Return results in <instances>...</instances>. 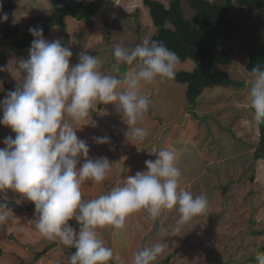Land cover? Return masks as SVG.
I'll return each instance as SVG.
<instances>
[{"label": "clouds", "instance_id": "1", "mask_svg": "<svg viewBox=\"0 0 264 264\" xmlns=\"http://www.w3.org/2000/svg\"><path fill=\"white\" fill-rule=\"evenodd\" d=\"M255 13L264 20V9ZM229 17L237 29V21ZM0 20L6 22L8 14ZM29 32L34 37L29 58L9 61L18 65L12 69L17 87L0 101V124L15 133V138L7 136L5 147L0 148V195L11 190L33 203L32 221L41 236L75 249L70 264H124L120 255L105 245L100 230L111 227L122 232L135 214L147 213L156 220L165 211L175 210L179 214L176 232L195 218L207 216L208 197L194 196L179 187L182 170L176 152L167 148L153 149L157 159L145 161L147 171L128 176L98 197L85 199L81 191L87 180L97 185L106 181L113 163L106 156L89 158V147L76 130L88 125L98 105L114 103L128 125L126 138L144 142L151 135L140 126L150 107L145 88L175 79L181 63L177 53L150 38L135 47L117 44L113 49L115 63L106 72L102 70L104 61L86 51L70 66L73 53L61 40L46 41L42 28H30ZM123 65L131 67L119 78L116 74ZM250 76L253 119L257 125L264 124V63H257ZM93 139L97 144L110 142L107 135ZM81 158L84 162L78 168ZM7 209V203H0V225L8 221ZM73 220L78 230L70 223ZM163 251L159 242L144 247L133 253L131 264H154ZM255 260L264 264V252L257 251Z\"/></svg>", "mask_w": 264, "mask_h": 264}, {"label": "crops", "instance_id": "2", "mask_svg": "<svg viewBox=\"0 0 264 264\" xmlns=\"http://www.w3.org/2000/svg\"><path fill=\"white\" fill-rule=\"evenodd\" d=\"M79 1L87 6L94 0ZM143 1L144 0H109L111 3L105 4H103L104 0L100 1L101 4L95 13L94 25L92 27H89L82 20L78 21L68 16L63 20L64 26L66 22L65 30L68 34L67 38L60 27L56 25L44 39L48 42L59 39L63 47L72 51L73 55L70 59V66L79 62V54L84 51H86L88 55L99 56L104 61L103 64L107 65L109 64V58L113 56L115 45L121 44L126 47H135L129 45L128 43L130 42L127 40L128 33L132 32V28L130 27L131 23H125L123 17H121V13L122 10L129 11L131 12L130 16L139 18L144 10L137 7V5L142 4L144 6ZM12 2L14 4L13 8L7 10L6 13L8 14L9 23L19 27L20 34L17 41H20L25 34H29L30 28H37L38 23L42 22L53 13L50 0H13ZM217 4H220V2H217ZM121 6H123L122 9L120 8ZM134 6L138 9L133 8ZM183 8H185L184 5ZM230 12L233 14L230 16L237 21L238 28L242 27L250 32L255 29V24H251L258 17L255 11L253 12L248 9L244 10L235 5L230 9ZM248 13H250V15ZM235 14H238L236 15L237 18H235ZM241 14L245 16L244 19L249 18L248 21L245 22L247 26L240 25V21L243 18H238ZM148 15L149 21L151 25H153L149 9ZM118 20L121 21L119 24L117 23ZM67 22L71 24L70 28H67ZM246 27L248 28L246 29ZM143 36L142 38H144ZM234 36H236V33H234ZM239 38L241 39V36L238 37V40L234 38L233 40L227 41L224 47L233 50L231 54L232 61L228 65H214L212 67V72L226 73L230 79L232 78L229 76V72L236 73L238 77H243L245 75L247 78L246 75H248L247 80L251 82L252 78H250V73L247 71L249 59L243 47L246 43ZM142 41L141 39V42ZM86 45L89 48L86 49ZM30 48L31 46L20 52L15 51L10 47L8 40L4 39L0 29V67L5 69L4 71H0V81L3 82V90H0V101L6 98L9 91L15 90L18 84L17 79L12 74V69L18 65H10L9 61L13 58L17 61L28 59ZM189 63L192 64L187 69L186 65H190ZM130 67L131 66L127 67L128 70ZM194 68V62L189 60L180 63L177 72L183 71L182 69L186 72H190ZM102 70L110 72L111 68L104 66ZM120 77L123 78V75H120ZM222 86L223 85H216L209 87L210 89H204L205 92L203 90L200 95L201 97L199 96V102L203 101L201 106H199V103L197 105L189 104L186 95L188 84L165 81L155 82L146 86L145 92L149 96L150 107L149 112L140 123V126L149 129L151 135L143 142V145L141 142L134 143L133 141L131 142V140L126 143L124 142L125 146L121 154H118L119 146L116 147L117 150L115 148L113 149L114 143H112L110 134L113 124L112 118L116 116L119 117L118 120L115 121L116 129L125 134L128 131V125L117 112L114 103L98 105V108L92 113V115L96 116L97 122L91 125L92 127L94 125L96 126L93 130L92 127H88L89 133H86L88 135L84 139H86V143L89 146V158L95 159L103 155L105 151H107V155L109 156H112V154L109 153L110 151L114 153L111 159L114 164L116 163V169L114 168V170L111 171L108 178L115 177L117 181L115 184L101 190V193L96 190L89 193L87 192V195H89L87 199L96 198L104 193V191L106 192L112 187L120 185L128 176H134L138 171H147L145 161H155V159H157V156L151 153V151L153 149L159 150L161 148H167L175 151L177 154V165L182 170V177L179 184L180 188L191 192L194 196L205 194L209 197L210 194L211 197H213V202L216 203H219L223 198L231 196L229 199L234 201V205H237L240 197L244 195L240 194L241 192L245 193V189L240 192V190L237 189L238 179L235 182V179L232 178L231 175L225 177L220 183L216 178L210 181V179L214 177L208 179L209 176L205 179L208 180V184L201 185L199 181L195 183V179L203 173V168L207 167V163L209 162L212 163L213 161L219 160V163H222L223 167H227V172L225 174L231 173L237 177L241 175V170L246 172L247 169L252 170L251 166L256 165L254 152L258 146L260 135L259 126L253 119L254 113L251 111L250 107L248 95L249 88L247 89L244 87V84L240 87L233 85L224 86L233 89V91H231L232 94H230L227 89ZM219 89H221V91L217 92ZM235 91H239L237 93V95L239 94L238 101L228 106L230 97L236 94ZM228 95L231 96L228 97ZM225 98H227L228 101H226ZM233 107L235 108L233 109ZM228 113L229 116L227 115ZM2 115L3 113L0 111V118H2ZM210 117H214L215 119H211ZM227 117H229V120ZM214 120L217 121L215 122ZM82 128H84V126H82ZM97 130L99 132H108V134H106L109 137V144L111 145L97 144L95 142L93 137L105 136L101 135V133L96 134L95 131ZM77 131H81V129H77L76 132ZM225 133H228L229 136ZM9 135L15 138L14 133L9 127L0 124V148L5 147L3 140ZM226 139L229 140V143H227L228 140L225 142ZM249 141L254 144L252 150H249ZM106 145H108V149H106ZM233 146H236L238 151L240 150V154L231 155L232 158L235 157L232 162L224 160L222 158V153L227 150V147L231 148ZM209 148L214 150L210 155L208 154ZM215 150L218 151V153ZM136 156L140 159V163L138 164H135L137 160H135V158H137ZM131 157H135L134 160H127ZM150 157L151 159H149ZM117 161L119 166L117 165ZM224 163L233 165L224 166ZM139 164L141 167H139ZM246 165L249 167H246ZM80 166V164L77 165L78 168ZM142 166L144 169H141ZM256 171L258 172L256 169L250 171V180H253L252 176L255 177ZM259 179L262 178L260 177ZM191 183L194 184V187L193 185H189ZM218 184L227 186L226 191L222 192L219 188H208L209 186ZM96 187L98 186L96 185ZM247 189H249L247 193L248 206L249 210L252 211L253 207L257 208V197L255 195V198L252 199L250 195L255 191L252 187H248ZM85 194L86 192L83 191L82 195ZM0 196L4 199L6 196V200L14 201L22 207V210L17 213L7 209L8 221L6 224L0 225V264H68V261L70 263V256L74 253L75 249L66 247L56 241H48L41 236L32 221L35 214V206L33 203L24 200L21 194L12 192L11 190ZM176 215L177 212L175 211L172 216L168 217L174 219ZM165 216H167V211L156 220L150 219L147 213L135 214L127 221L125 229L122 232L113 230L111 227L101 229V238L104 240L106 246L112 248L114 253L120 255L124 264H131L133 253L146 247L149 239H154V241L161 243V239L167 238L169 234L168 231L171 228H169V222L167 223ZM145 221H153V225L144 223ZM70 223L78 230V225L74 220L70 221ZM157 224L159 230L155 232ZM193 224H196V221ZM248 226L250 227L249 232L251 233L253 228L259 231L258 228L262 225L257 223V225L255 224L252 226L248 223ZM259 234H261V232ZM156 236H158V238ZM248 236L249 239H251L248 240L249 242L257 241L256 235L255 239L251 234ZM259 238L262 239L264 237L259 236ZM248 246L249 252L253 246ZM249 254H251V251L248 254L246 253L248 257ZM112 264H115V262L113 261ZM158 264L162 263L159 262Z\"/></svg>", "mask_w": 264, "mask_h": 264}, {"label": "rangeland", "instance_id": "3", "mask_svg": "<svg viewBox=\"0 0 264 264\" xmlns=\"http://www.w3.org/2000/svg\"><path fill=\"white\" fill-rule=\"evenodd\" d=\"M2 2H8V1H13V0H0ZM103 1V0H100ZM161 3H163L165 6H168L170 0H158ZM211 2H213L214 4H217V2L222 3L223 0H210ZM105 3H111L109 2V0H104L103 4ZM182 5H184V9H185V16L187 18H191L194 16V13L187 7V2L185 0H182ZM137 7L141 8L144 10V12H142V15L139 16V18H143V19H139V18H135L134 16H130L131 12L129 11H125L122 10L121 13V17H123V21L125 23H131L130 27L132 28V32L128 33V37L127 40L129 45H133L136 46L138 44H141V39L144 40L145 38H152L153 35L156 33V28L153 27V25H151L150 21H149V15H148V8L144 7L142 4L141 5H137ZM121 9L123 8V6L120 7ZM133 8H136V6H134ZM138 9V8H136ZM239 14V13H238ZM235 14V18H237ZM250 15V13H248ZM118 15V14H117ZM230 15L232 16L233 14ZM243 18V19H242ZM245 16H243V14L240 15V17L238 19H242L240 21V25L241 26H247L245 24L246 21H248L249 18L244 19ZM79 21V20H78ZM119 22H121L120 20L117 21V23L119 24ZM68 23V22H67ZM251 24H255L254 28L251 32L250 31H246L244 28L239 27L235 30L236 36H234L235 40H238V37L241 36V41H245L246 45H244L243 47L246 48H252V47H256L258 45H260L261 43H264V20L260 19V23H259V18L257 17ZM69 25V26H68ZM67 28H70L71 24L68 23ZM65 26H66V22H65ZM64 26V27H65ZM78 26V25H76ZM128 27V25H127ZM248 27H246L247 29ZM66 29V28H64ZM66 32V30H65ZM67 33V32H66ZM144 35V36H143ZM142 36L144 38H142ZM123 46V45H122ZM109 64H103L104 66L110 67L112 66V64L115 63V58L114 56H112L111 58H109L108 60ZM190 65H186L187 69L191 66L192 63H189ZM103 66V67H104ZM128 65H123L121 66L120 72L117 73L116 75L120 77V75H124V73H126L128 71ZM179 67V66H178ZM183 67V66H182ZM183 71H185L184 69H182ZM213 71V70H212ZM240 73V72H238ZM229 76L232 78V80L235 83H243L244 87H246L247 89L249 88V80H247V78L245 77V75L242 77H238L236 76V73L233 72H229L228 73ZM250 75V74H249ZM252 78V77H250ZM227 86V85H223L222 87ZM226 88V87H224ZM207 89H210L209 87H207ZM227 91L231 93V91H233V89L231 88H226ZM239 89V88H238ZM242 89V88H240ZM246 89V90H247ZM206 90V89H205ZM204 90V92H205ZM221 89L217 90V92H220ZM239 91H235V95L231 96L228 95V97H230V102L228 103V106L233 105L236 101H238V97L239 94L237 95ZM243 96V95H242ZM201 97V96H200ZM200 97L195 100L193 103L189 101V104H195L197 105L199 103V106H201L203 103V101H200ZM226 101H228L227 98H225ZM235 107H233L234 109ZM229 116V113L227 114ZM211 119H215L214 117H210ZM229 120V117H227ZM96 116L91 115L88 120L87 123L88 125H85L84 128H81V131H77L76 134L78 136V138L84 137L86 138V136L89 133L88 132V127H92L91 124H95L97 122L96 120ZM215 122L217 120H214ZM208 124V123H206ZM96 125H94L92 127L95 128ZM96 134L101 133V135H107L108 132L105 133V131L99 132L98 130L95 131ZM229 132V131H228ZM252 132V130H251ZM116 135L120 138V139H126L125 143L128 142L129 140H131V138L129 137L128 139L126 138L125 135H118V132H115ZM124 134V133H123ZM228 134V133H225ZM224 134V135H225ZM229 136V134H228ZM228 139H226L225 142H227ZM132 142V140H131ZM134 143H137V141H133ZM250 142V143H249ZM249 150H252L254 148V144H252L251 141H249ZM229 143V140L228 142ZM108 145H111L109 143H106ZM143 145V142L141 143ZM105 145V144H103ZM106 145V149L107 146ZM131 145V143H130ZM89 147V146H88ZM226 147V146H225ZM92 148V147H91ZM217 150V149H216ZM215 150V151H216ZM94 151V150H93ZM214 150L209 148L208 149V154L210 155ZM240 151V150H239ZM236 148V146L234 147H227V150L224 151L222 158L224 160L227 161H233L234 158L231 157V155H236V154H240ZM109 152V151H108ZM218 153V151H216ZM110 154H112V156L114 155V153H112V151L109 152ZM216 153V154H217ZM221 153V152H219ZM104 155V156H103ZM103 155H100L98 157H107L109 159L110 162L113 163L111 157L107 155V151L104 152ZM132 155V154H130ZM137 157V156H136ZM149 157V156H147ZM221 157V156H219ZM135 157H131L127 160H134ZM137 159V160H136ZM151 159V157L149 158ZM115 160V159H114ZM135 164L140 163V159L137 157L135 158ZM145 160V158H144ZM253 160V158H252ZM256 165L251 166L252 170L247 169L246 172H244V170H241V175H239L238 177L231 173H227L226 168L227 167H223L222 163H219L218 161H213L212 163H207V167L203 168V173H201L194 181L195 183L199 181V183L201 185L203 184H208V180H205L208 176L210 179L211 177H214L216 179H218V182H222L224 180L225 177H229V175L232 176V178L237 181V189L241 191H243L245 189V193L242 197H240V200L237 202V205H234V201H232L231 196H228L227 198H223L219 203L213 202V197H211V195L209 194V213L207 216H201L198 218H195L191 223H189L188 225L183 226L182 230L180 232H176L175 228L177 226V221L179 219V214L177 213V215L175 216V218H170L168 216H172L173 212H175V210L172 211H167V216H165L167 219V223L169 225V234L167 235V238H163L161 239V243L163 240V246H164V251L163 253L158 256L160 258H157L156 261L154 262V264H158L159 262L162 264H225L228 261H230L231 259H229L230 257H232V255H234L236 258H239L240 261H243L242 258H240V256L242 254H246L248 251V247H244V243H248L249 239V229L250 227L248 226L249 224H260V225H264V160H262L261 158L256 157ZM84 162L83 159H81V163L80 165H82ZM128 163V162H127ZM118 165V162H117ZM229 165H233V164H227L224 163V166H229ZM119 166V165H118ZM117 166V167H118ZM112 171L114 170V168L116 169V163L112 165ZM139 167L140 164H139ZM246 167H249L246 165ZM141 169H144V167L142 166ZM258 170V172L256 171L255 174V178L253 180H250L251 177V172L250 171H254V170ZM119 176V175H117ZM201 176V177H200ZM240 177V179H239ZM262 179H259V178ZM201 178V179H200ZM200 179V180H198ZM117 179L114 178H107L106 181H104L102 184L97 185L94 182H92L91 180H87L82 184V188L81 191L83 193V191L86 192L85 195H82L83 198L87 199L89 197V195H87V192H91L93 190H96L98 192H102L101 190H103L104 188H106L107 186H111L113 183H116ZM193 183V182H192ZM189 184V185H193L194 184ZM122 184V182L120 183ZM215 184V182H214ZM96 185L98 187H96ZM188 185V184H187ZM247 186V187H246ZM218 185H213L211 186V189H218ZM248 187H252L254 189V193H256V191L258 193H256V204H257V208L255 210V212H253L255 214V219L252 220L251 219V215L252 213L249 210V206H248V200H247V193L249 192V189H247ZM213 191V190H211ZM221 194V193H220ZM221 196V195H220ZM139 214V213H138ZM196 224H193L195 223ZM144 223H148V224H152L153 225V221H145ZM149 229V228H146ZM259 230V228H258ZM151 231V230H150ZM157 232V230L155 231ZM258 234L260 233L259 231H257ZM259 236H261L259 234ZM158 238V236H156ZM186 239V240H185ZM264 238H262V241L264 243ZM158 241H154V239H149L148 240V245H146V247H150L152 246L154 243H157ZM249 244V243H248ZM145 246V245H143ZM250 252V251H249ZM248 252V253H249ZM252 252V251H251ZM238 254H240L238 256ZM173 258V259H171ZM233 258V257H232ZM235 260V259H234ZM233 260V261H234ZM232 261V260H231ZM250 262V260L248 261ZM67 264V263H66ZM68 264L69 261H68ZM239 264H244L243 262H240Z\"/></svg>", "mask_w": 264, "mask_h": 264}, {"label": "trees", "instance_id": "4", "mask_svg": "<svg viewBox=\"0 0 264 264\" xmlns=\"http://www.w3.org/2000/svg\"><path fill=\"white\" fill-rule=\"evenodd\" d=\"M185 1L188 4V8L194 13V16L190 19L185 16L182 0H170L168 6H165L158 0L143 1L144 6L149 9L152 24L157 29L151 39L162 41L170 50L176 52L181 63L191 60L195 64V68L190 72H177L173 81L188 84L186 95L192 103L207 87L216 85L243 86L242 83H235L226 73H213L212 67L217 64L228 65L232 61L231 54L233 50L231 48H224L227 41L234 39L233 32L237 27L235 21L229 17L230 9L234 4H237L250 10L260 11L264 9V0H223L219 5L212 4L209 0ZM50 2L53 7L52 15L37 24V28L43 29V38L56 26L57 21H60L58 26L67 38L68 34L65 32L63 20L68 16L82 20L89 27H92L94 25L95 13L101 4L100 0H94L87 6L83 5L79 0H50ZM13 6L12 1H0V16L6 13L7 10L12 9ZM0 29L4 39L8 40L10 47L17 52L30 47L34 39L29 33L25 34L20 41H17L20 34L19 27L11 25L8 20L6 22L0 20ZM245 51L249 59L247 71L250 73L257 63H264V43L256 47L246 48ZM251 111L254 113L252 108ZM118 118V116L112 118L113 124L110 134L112 143H114L113 149L119 146L118 154H121L126 139H120L115 132H118V135L126 136V134L116 129L115 121ZM258 126L260 137L254 155L264 160V124H259ZM80 139L86 141L84 137ZM112 178L115 179V177ZM254 178L252 176V179ZM213 179L215 178L210 179V181ZM218 186L222 192L226 191L227 186H222V184H218ZM208 188H211V186ZM256 193L258 192L256 191ZM250 196L252 199L255 198V193L252 192ZM255 210L256 208L253 207L252 211H250L252 213V220L255 219V214L253 213ZM158 228L157 224V231L159 230ZM259 232L264 237V225L259 228ZM249 234L254 239L256 235L257 239L256 242L248 241L249 244L244 243V247H249L248 245L253 246L250 249L252 252L249 254V257L246 254H242L240 258L244 259L240 261L239 258L232 255L233 258H229L232 261L230 260L225 264H239L240 262L244 264H257L255 254L257 251L264 252V243L254 228ZM249 260L250 262H248Z\"/></svg>", "mask_w": 264, "mask_h": 264}, {"label": "water", "instance_id": "5", "mask_svg": "<svg viewBox=\"0 0 264 264\" xmlns=\"http://www.w3.org/2000/svg\"><path fill=\"white\" fill-rule=\"evenodd\" d=\"M60 21L56 22V25H59ZM0 203H7L8 205V210H11L12 212H20L22 210V207H20L16 202L14 201H9V200H5L2 196H0Z\"/></svg>", "mask_w": 264, "mask_h": 264}]
</instances>
